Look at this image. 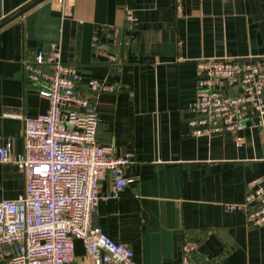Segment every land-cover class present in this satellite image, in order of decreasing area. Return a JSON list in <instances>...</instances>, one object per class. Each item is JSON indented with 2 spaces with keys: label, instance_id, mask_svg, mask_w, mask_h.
Returning <instances> with one entry per match:
<instances>
[{
  "label": "crops",
  "instance_id": "obj_1",
  "mask_svg": "<svg viewBox=\"0 0 264 264\" xmlns=\"http://www.w3.org/2000/svg\"><path fill=\"white\" fill-rule=\"evenodd\" d=\"M37 0H0V24ZM137 29L119 69L91 54L103 27L121 26L123 8ZM50 43L75 66L80 87L95 79L115 85L94 99L97 141L117 156L134 183L117 198L101 182L93 224L130 246L136 264H182L185 242L198 243L196 264H264V227L248 226L228 204L243 200L247 184L264 174V131L247 126L230 134L192 137L188 105L196 96L202 59L264 57V0H45L0 27V147L23 150L24 118L49 109L22 69ZM21 170L0 164V200L24 190ZM72 264H92L74 256Z\"/></svg>",
  "mask_w": 264,
  "mask_h": 264
},
{
  "label": "built area",
  "instance_id": "obj_2",
  "mask_svg": "<svg viewBox=\"0 0 264 264\" xmlns=\"http://www.w3.org/2000/svg\"><path fill=\"white\" fill-rule=\"evenodd\" d=\"M68 0H54L62 7ZM180 12V0H175ZM121 26L103 27L91 40V54L119 69L137 29L133 10L123 8ZM27 80L49 102L46 113L24 118L23 150L0 147V164L23 172V192L0 200V264H72L74 243L81 240L92 264H136L129 245L107 237L93 224L101 182L111 179L117 198L133 178L124 176L132 155L117 156L97 141L99 125L94 99L114 92L115 85L95 79L80 87L78 69L61 59L60 46L50 43L21 62ZM196 96L188 105L192 137L238 133L249 127L264 131V57L202 59L196 63ZM247 225L264 227V174L247 184L243 200L228 204ZM198 243L185 242L182 264L192 261ZM214 264V263H205Z\"/></svg>",
  "mask_w": 264,
  "mask_h": 264
},
{
  "label": "water",
  "instance_id": "obj_3",
  "mask_svg": "<svg viewBox=\"0 0 264 264\" xmlns=\"http://www.w3.org/2000/svg\"><path fill=\"white\" fill-rule=\"evenodd\" d=\"M45 0H37L36 2H34L33 4L29 5L28 7L22 9L21 11H19L17 14H15L11 19H9L8 21L0 24V27L4 26L5 24H7L9 21L22 16L25 12H27L28 10L32 9L34 6H36L37 4L43 2ZM74 256L76 257H83L86 255L84 246H83V242L81 240H76L74 243Z\"/></svg>",
  "mask_w": 264,
  "mask_h": 264
}]
</instances>
